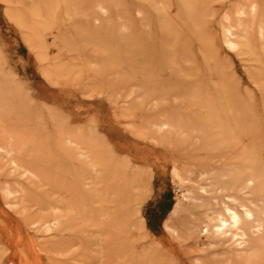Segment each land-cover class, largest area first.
Segmentation results:
<instances>
[{
	"label": "rangeland",
	"instance_id": "rangeland-1",
	"mask_svg": "<svg viewBox=\"0 0 264 264\" xmlns=\"http://www.w3.org/2000/svg\"><path fill=\"white\" fill-rule=\"evenodd\" d=\"M0 264H264V0H0Z\"/></svg>",
	"mask_w": 264,
	"mask_h": 264
},
{
	"label": "bare ground",
	"instance_id": "bare-ground-1",
	"mask_svg": "<svg viewBox=\"0 0 264 264\" xmlns=\"http://www.w3.org/2000/svg\"><path fill=\"white\" fill-rule=\"evenodd\" d=\"M227 215H228L229 221L226 223L225 217L224 218L221 217L220 220H219V222H220L219 226L216 224L217 225L216 226V233L218 232V233H220L222 235H225L227 231H230L229 233H231L233 235H236V230H238L240 228L241 219H240L239 215L236 212L232 211L229 208L227 209ZM242 234H240V236Z\"/></svg>",
	"mask_w": 264,
	"mask_h": 264
}]
</instances>
